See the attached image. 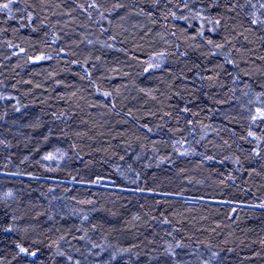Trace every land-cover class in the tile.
I'll return each instance as SVG.
<instances>
[{
  "label": "trees",
  "instance_id": "16d2710c",
  "mask_svg": "<svg viewBox=\"0 0 264 264\" xmlns=\"http://www.w3.org/2000/svg\"><path fill=\"white\" fill-rule=\"evenodd\" d=\"M262 5L0 10V264H264Z\"/></svg>",
  "mask_w": 264,
  "mask_h": 264
},
{
  "label": "snow or ice",
  "instance_id": "6c2138e0",
  "mask_svg": "<svg viewBox=\"0 0 264 264\" xmlns=\"http://www.w3.org/2000/svg\"><path fill=\"white\" fill-rule=\"evenodd\" d=\"M11 2H12V0H9L8 3H0V10H7V9H9V8H10V4H11ZM91 6H92V7H95V5H91ZM262 6H264V5H262ZM253 23H255V21H253ZM259 118L264 119V112H260V113H259ZM253 119L255 120V119H257V117L254 116ZM250 135H251V133H250ZM46 158H47V159H51V157H46ZM21 251L23 252V251H25V250H24V249H21Z\"/></svg>",
  "mask_w": 264,
  "mask_h": 264
},
{
  "label": "water",
  "instance_id": "95a60500",
  "mask_svg": "<svg viewBox=\"0 0 264 264\" xmlns=\"http://www.w3.org/2000/svg\"><path fill=\"white\" fill-rule=\"evenodd\" d=\"M102 183H103L104 185H108V186H111V185H112V183L109 182V181H103Z\"/></svg>",
  "mask_w": 264,
  "mask_h": 264
}]
</instances>
